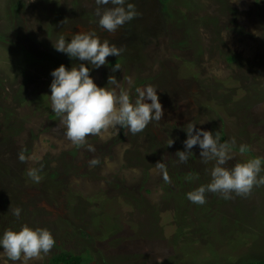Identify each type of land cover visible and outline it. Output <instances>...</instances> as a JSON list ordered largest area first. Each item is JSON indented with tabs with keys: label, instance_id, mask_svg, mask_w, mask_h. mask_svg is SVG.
<instances>
[{
	"label": "rangeland",
	"instance_id": "1",
	"mask_svg": "<svg viewBox=\"0 0 264 264\" xmlns=\"http://www.w3.org/2000/svg\"><path fill=\"white\" fill-rule=\"evenodd\" d=\"M127 3L138 14L108 32L96 8L111 4L0 0V236L23 224L47 228L55 246L29 264H47L61 251L87 257L83 264L264 258V185L227 200L207 192L206 203L195 204L187 193L210 182L214 162L202 163L198 147L187 163L175 155L195 124L229 144L226 167L261 158L264 176V0ZM80 32L123 50L104 66L87 65L94 82L127 91L133 102L137 88L152 85L163 108L159 122L135 135L110 127L82 145L66 137L51 107V72L81 61L54 43ZM109 77L116 83L107 84ZM0 264H12L2 246Z\"/></svg>",
	"mask_w": 264,
	"mask_h": 264
},
{
	"label": "clouds",
	"instance_id": "2",
	"mask_svg": "<svg viewBox=\"0 0 264 264\" xmlns=\"http://www.w3.org/2000/svg\"><path fill=\"white\" fill-rule=\"evenodd\" d=\"M95 2L98 6L112 5L96 8L99 26L108 32H115L138 14L135 5L126 4V0ZM232 2L238 3L239 0ZM54 48L66 53L70 58H78L81 61L78 65L74 64L71 69L61 64L51 72L53 77L50 85L51 107L65 127L66 137L73 144H84L89 135L103 138L110 127L126 128L129 133L135 135L142 132L152 121L159 122L162 119L163 108L157 89L152 85L137 88L138 95L133 102L127 91H121L117 95L105 86H98L90 76L87 65L99 68L108 63L107 57H118L121 54L123 50L115 44H109L107 40L101 42L95 32H80L68 41L60 37L54 43ZM117 69L119 65H115L114 70ZM115 83L116 81L109 77L107 84ZM185 131L187 139L183 141L184 150L175 154L178 161L187 163L192 149L198 147L202 163L214 162L210 171V182L187 193V198L191 202L203 205L206 203L207 192L220 194L226 200L232 198V193L248 196L253 187L264 185V176H259L262 171L261 158L238 162L228 168L226 165L231 159L230 146L227 142H220L218 132L214 135L212 131L198 128L195 124H190ZM173 143V140L169 141L168 146ZM240 150L243 152L244 146H241ZM20 159L23 161V155ZM98 163L96 159L90 161L92 166ZM155 165L157 169L165 172L164 179L168 180L164 163L157 161ZM28 174L35 182L40 181L34 170H30ZM20 211L19 208H15L13 214L19 217ZM55 243L53 235L47 228H33L28 224H23L18 230L8 228L0 236V246L12 264L17 262L29 264V261L39 260L42 255H48L52 251Z\"/></svg>",
	"mask_w": 264,
	"mask_h": 264
},
{
	"label": "trees",
	"instance_id": "3",
	"mask_svg": "<svg viewBox=\"0 0 264 264\" xmlns=\"http://www.w3.org/2000/svg\"><path fill=\"white\" fill-rule=\"evenodd\" d=\"M86 260L87 257L61 251L52 255L47 264H83ZM237 264H264V258L241 261Z\"/></svg>",
	"mask_w": 264,
	"mask_h": 264
}]
</instances>
